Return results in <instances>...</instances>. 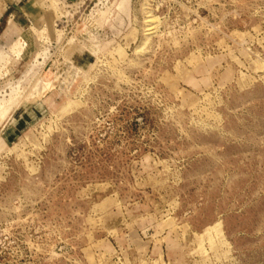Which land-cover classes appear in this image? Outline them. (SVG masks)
Instances as JSON below:
<instances>
[{"label":"rangeland","instance_id":"374dc122","mask_svg":"<svg viewBox=\"0 0 264 264\" xmlns=\"http://www.w3.org/2000/svg\"><path fill=\"white\" fill-rule=\"evenodd\" d=\"M30 4L0 20V264H264V0Z\"/></svg>","mask_w":264,"mask_h":264},{"label":"crops","instance_id":"0c3cea01","mask_svg":"<svg viewBox=\"0 0 264 264\" xmlns=\"http://www.w3.org/2000/svg\"><path fill=\"white\" fill-rule=\"evenodd\" d=\"M31 0L22 2V0H0V20L4 14H31Z\"/></svg>","mask_w":264,"mask_h":264},{"label":"bare ground","instance_id":"6f19581e","mask_svg":"<svg viewBox=\"0 0 264 264\" xmlns=\"http://www.w3.org/2000/svg\"><path fill=\"white\" fill-rule=\"evenodd\" d=\"M10 28H12V27H10ZM18 45H19V44H18ZM14 46H15V44H14ZM14 46H13V47H14ZM15 48H16V47H15ZM4 111H7V110H6V109H4ZM4 114H5V113H3V115H4Z\"/></svg>","mask_w":264,"mask_h":264},{"label":"water","instance_id":"95a60500","mask_svg":"<svg viewBox=\"0 0 264 264\" xmlns=\"http://www.w3.org/2000/svg\"><path fill=\"white\" fill-rule=\"evenodd\" d=\"M72 1H74V0H72Z\"/></svg>","mask_w":264,"mask_h":264}]
</instances>
